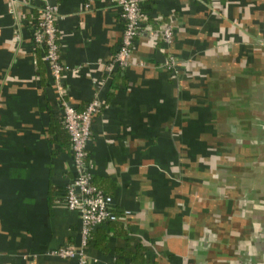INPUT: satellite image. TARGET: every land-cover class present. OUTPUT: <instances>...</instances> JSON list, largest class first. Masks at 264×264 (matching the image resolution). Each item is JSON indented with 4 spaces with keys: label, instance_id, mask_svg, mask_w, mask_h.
Listing matches in <instances>:
<instances>
[{
    "label": "crops",
    "instance_id": "obj_1",
    "mask_svg": "<svg viewBox=\"0 0 264 264\" xmlns=\"http://www.w3.org/2000/svg\"><path fill=\"white\" fill-rule=\"evenodd\" d=\"M38 5L0 0V264H77L50 253L80 240L61 109L94 95L92 184L128 214L92 231L86 264H264V0H147L109 76L118 7L58 0L59 88L33 43Z\"/></svg>",
    "mask_w": 264,
    "mask_h": 264
},
{
    "label": "built area",
    "instance_id": "obj_2",
    "mask_svg": "<svg viewBox=\"0 0 264 264\" xmlns=\"http://www.w3.org/2000/svg\"><path fill=\"white\" fill-rule=\"evenodd\" d=\"M32 1V0H29ZM39 17L33 32V43L42 48L43 59L49 69L54 83L59 88L61 72L64 70L60 63L59 46L57 43L56 15L58 0H37ZM91 0H84V7L89 6ZM119 10L123 22L120 43L112 56L105 64L106 76H109L117 67L128 64V56L132 41L141 34V27L145 20L142 4L147 0H109ZM172 31L168 25L161 30V40L169 43ZM169 61L174 65L170 56ZM100 101L94 95L81 110L64 103L61 109L62 125L69 139L71 162L74 177L65 185L64 202L68 209L75 210L80 219V240L78 246H59L50 251L60 258H75L77 264H86L85 248L92 231L103 222L121 220L128 214L123 210L120 215L111 208V197L98 191L91 182L90 165L86 160L85 145L89 136L90 123L98 113ZM124 264H135L126 262Z\"/></svg>",
    "mask_w": 264,
    "mask_h": 264
},
{
    "label": "trees",
    "instance_id": "obj_3",
    "mask_svg": "<svg viewBox=\"0 0 264 264\" xmlns=\"http://www.w3.org/2000/svg\"><path fill=\"white\" fill-rule=\"evenodd\" d=\"M142 11H143V9H142ZM146 19V18H145ZM91 182H92V178H91Z\"/></svg>",
    "mask_w": 264,
    "mask_h": 264
}]
</instances>
